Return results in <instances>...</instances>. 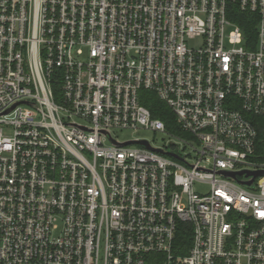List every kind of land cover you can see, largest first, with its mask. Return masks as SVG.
<instances>
[{"label": "built area", "instance_id": "2783aa9c", "mask_svg": "<svg viewBox=\"0 0 264 264\" xmlns=\"http://www.w3.org/2000/svg\"><path fill=\"white\" fill-rule=\"evenodd\" d=\"M257 118L264 0H0V264H264Z\"/></svg>", "mask_w": 264, "mask_h": 264}, {"label": "trees", "instance_id": "16d2710c", "mask_svg": "<svg viewBox=\"0 0 264 264\" xmlns=\"http://www.w3.org/2000/svg\"><path fill=\"white\" fill-rule=\"evenodd\" d=\"M248 28L246 27V30ZM145 95H149V98L144 99L143 104L149 108L154 118L160 119L166 123L167 127L171 130L180 133L176 127V120L174 114L170 109L162 102L154 93L146 92ZM258 126L260 138L264 141V119H255Z\"/></svg>", "mask_w": 264, "mask_h": 264}, {"label": "rangeland", "instance_id": "374dc122", "mask_svg": "<svg viewBox=\"0 0 264 264\" xmlns=\"http://www.w3.org/2000/svg\"><path fill=\"white\" fill-rule=\"evenodd\" d=\"M198 45L199 43L197 42L191 44L192 47H198ZM119 137L122 140H128V139H134V138L146 139L149 142H151V144L154 147H158V148H165V146H167V144L170 141V137L164 134L152 133V132H147V131H140L138 133H131V132L120 133ZM195 189L199 192L205 191V187H201L199 185H196Z\"/></svg>", "mask_w": 264, "mask_h": 264}, {"label": "water", "instance_id": "95a60500", "mask_svg": "<svg viewBox=\"0 0 264 264\" xmlns=\"http://www.w3.org/2000/svg\"><path fill=\"white\" fill-rule=\"evenodd\" d=\"M138 144L143 145V146H145L146 148L152 149V148L150 147L149 143H147V142H145V141H141V142H139ZM152 150H153V149H152ZM247 184H248V185H251L252 182H249V183H247Z\"/></svg>", "mask_w": 264, "mask_h": 264}]
</instances>
